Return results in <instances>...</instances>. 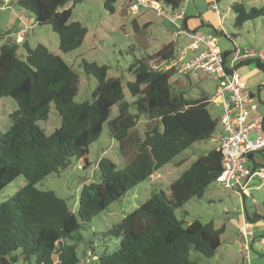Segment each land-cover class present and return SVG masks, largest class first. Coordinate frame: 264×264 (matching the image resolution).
Masks as SVG:
<instances>
[{
    "label": "trees",
    "instance_id": "16d2710c",
    "mask_svg": "<svg viewBox=\"0 0 264 264\" xmlns=\"http://www.w3.org/2000/svg\"><path fill=\"white\" fill-rule=\"evenodd\" d=\"M68 1L16 0L33 13L38 25L51 27L64 53L78 48L86 33L78 21H70ZM111 1L105 0L104 5L113 13ZM150 1L163 2L172 10L180 5V0ZM230 8L235 27L264 16V3L259 8H246L242 2H233ZM132 24L138 31L134 19ZM182 27L186 29L184 17ZM16 43L10 40L0 46V97H11L16 103L8 115V129L0 132V191L19 175L26 182L0 202V264H14L18 258L25 264H78L75 242L81 237L73 234L81 222L90 221L193 143L213 139L219 117L209 113L211 100L205 92L192 98L174 93L170 78L181 73L169 66L177 57L172 42L129 65L133 80L126 87L131 101L125 98L120 78L106 76L105 65L81 60L84 73L92 75L96 84L90 100L79 103L73 101L78 75L59 55L41 43L30 47L22 35L19 43L25 54L21 58ZM228 53L223 52L224 63ZM248 64L264 70V61L256 56L240 58L232 69ZM51 103L60 124L45 134L37 121L47 119ZM105 123L109 136L118 142L125 165L117 168L110 159L101 158L97 180L84 183L79 190L75 214L63 198L35 184L65 169L72 158L85 166L88 145L99 137ZM220 170L221 154L216 146L198 155L168 185L167 194L162 189L152 190L148 199L110 227L107 234L119 237V244L113 251L99 254L97 263L199 264L189 258L191 247L211 257L220 245L223 227L214 228L211 221L197 219L184 225L173 209L191 198H201ZM245 218L248 223L261 220L257 213Z\"/></svg>",
    "mask_w": 264,
    "mask_h": 264
},
{
    "label": "rangeland",
    "instance_id": "374dc122",
    "mask_svg": "<svg viewBox=\"0 0 264 264\" xmlns=\"http://www.w3.org/2000/svg\"><path fill=\"white\" fill-rule=\"evenodd\" d=\"M104 1H68L66 7H71L70 21H78L86 28V33L78 48L64 53L58 48L57 34L48 24L38 25L33 13L17 5L16 0H0V46L10 40L17 42V55L22 58L25 50L19 40L23 35L24 41L30 47L41 43L52 53L59 55L78 75L77 92L73 97V101L77 103L89 101L96 84L92 75L84 73L81 66L83 59L105 65L107 77H119L125 98L131 101L133 98L128 93L126 83L133 80L128 67L135 59L153 55L168 42L174 44L176 56H182L181 62L191 57L193 53L187 48L191 39L179 33L181 21H170L169 16L173 13L184 11L189 30L196 29L198 33L211 35L221 52L228 51L225 57L227 67L237 63L244 53L264 59V16L235 27L234 13L230 8L233 2H242L246 8H259L264 0H180V5L175 10L163 2H158L164 14H160L155 5L141 6L132 14L127 8L126 0H112L114 12L111 13L105 7ZM130 3L131 1L129 5ZM213 4L217 10L211 8ZM133 19L138 25V31L133 28ZM144 24L147 26H143ZM212 27L220 30L213 31ZM235 71L246 82L248 90L254 94V101L259 100L253 115L263 116L264 70L256 68L254 64H248L238 66ZM170 82L174 93H183L189 98L196 97L200 92H205L212 98L216 86L213 77L201 70L189 73L188 76L174 74ZM15 108L16 103L11 97H0L1 133L8 129V115ZM207 108L213 118L218 119L222 114L220 102L211 101ZM113 111L114 109L111 115ZM142 122L141 120L137 125L139 132L142 130ZM59 124L60 116L51 103L47 119L37 121V125L45 134H50ZM216 131V135L221 132L220 123ZM252 137L250 134L249 138ZM215 146L214 138L193 143L149 178L129 189L120 199L110 203L90 221L81 222V228L73 234L81 237L78 242L74 241L78 264H98L96 257L99 254L109 253L119 244V237L107 234L110 227L148 199L152 190L162 189L167 194L168 185L188 164ZM254 157L255 161L264 165V149L256 152ZM101 158L110 159L117 168L125 165V157L119 151L118 142L109 136L106 123L103 124L99 137L88 145L85 166L81 165V161L72 158L65 169L47 175L35 186L41 190L53 191L56 196L63 198L68 208L76 214L79 190L84 183L97 180V164ZM176 162L178 164H175ZM25 182L24 176L19 175L7 184L0 191V202L14 194ZM245 189L247 194L243 197L235 189H227L215 181L206 187L201 198H191L182 206L173 209L175 217L184 225L197 219L203 223L211 221L214 228L223 227L219 235L220 245L214 254L206 257L191 247V260L199 264H264V179L249 180ZM254 213L261 216V223L246 226L248 235H243L239 232V227L248 223L245 215L252 216ZM67 243L73 242L67 240ZM91 246L95 257L89 253ZM86 248L89 251H85ZM14 264H25V261L18 258Z\"/></svg>",
    "mask_w": 264,
    "mask_h": 264
},
{
    "label": "built area",
    "instance_id": "2783aa9c",
    "mask_svg": "<svg viewBox=\"0 0 264 264\" xmlns=\"http://www.w3.org/2000/svg\"><path fill=\"white\" fill-rule=\"evenodd\" d=\"M153 5L160 14H164L160 6L150 0H132L129 9L134 13L141 6ZM211 8L217 10L215 4L211 5ZM169 19L171 22L179 20L182 23L183 13H173ZM179 33L191 39L187 48L193 55L183 62L182 56H178L169 66H175L181 74L196 73L199 70L210 74L216 81L210 100L218 99L222 105V114L219 116L221 132L216 139V147L221 154V170L216 182L246 195L245 186L249 180L264 179V165L254 159L256 152L264 149L262 116L253 115L258 101H254L246 82L232 66L226 67L223 52L219 50L211 35L186 31L182 25L179 27ZM250 134L253 135L252 138H249ZM250 154L253 155L252 158L249 157ZM246 226L248 225L243 223L239 227V232L243 235L247 234Z\"/></svg>",
    "mask_w": 264,
    "mask_h": 264
},
{
    "label": "crops",
    "instance_id": "0c3cea01",
    "mask_svg": "<svg viewBox=\"0 0 264 264\" xmlns=\"http://www.w3.org/2000/svg\"><path fill=\"white\" fill-rule=\"evenodd\" d=\"M130 1H132V0H126V2H127V5H128V10H130L129 9V2ZM156 4H158V3H156ZM132 14H135V13H133V12H131ZM183 17H184V21H185V26H186V30H189L188 29V23H187V17H186V13L183 11ZM214 28V30L217 32L218 30H220L219 28H215V27H213ZM189 31H197L196 29H193V30H189ZM198 32V31H197ZM251 54H246V53H244L243 55H242V57L241 58H244V57H246V56H250ZM261 59L264 61V59L261 57ZM236 63H233V65H235ZM251 94L254 96V94L251 92ZM212 102H219V100L218 99H216L215 101H212ZM217 136H218V134L217 135H215V137H214V139H215V141H216V139H217ZM254 159H255V157H254ZM246 216V215H245ZM257 223H261L260 221H257V222H255V223H246L247 225H251V224H257Z\"/></svg>",
    "mask_w": 264,
    "mask_h": 264
},
{
    "label": "water",
    "instance_id": "95a60500",
    "mask_svg": "<svg viewBox=\"0 0 264 264\" xmlns=\"http://www.w3.org/2000/svg\"><path fill=\"white\" fill-rule=\"evenodd\" d=\"M9 40V39H8Z\"/></svg>",
    "mask_w": 264,
    "mask_h": 264
}]
</instances>
